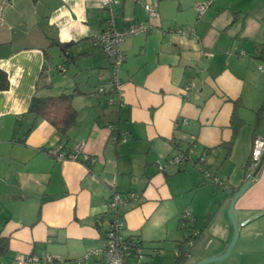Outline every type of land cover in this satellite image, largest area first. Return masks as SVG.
<instances>
[{
  "label": "crops",
  "instance_id": "obj_1",
  "mask_svg": "<svg viewBox=\"0 0 264 264\" xmlns=\"http://www.w3.org/2000/svg\"><path fill=\"white\" fill-rule=\"evenodd\" d=\"M202 1L209 3L198 14ZM145 3L155 4L158 17L148 31L124 38L122 90L111 104L96 93L111 75L110 58L91 41L107 27L99 0H10L3 7L0 68L9 86L0 90V236L8 248L0 259L7 264L24 253L74 264L100 248L112 185L137 196L119 207L124 234L158 247L157 264H173L175 248L196 229L181 264H264V162L235 197L246 180L254 110L264 101V0H117L116 28L147 20ZM54 41L73 43L70 57ZM76 88L77 122L65 138L42 118L23 138L33 122L26 113L32 96ZM238 98L244 124L228 153L220 144L232 137ZM176 144H192L185 163L158 170L157 162L179 151ZM78 146L75 160L47 152ZM204 152L210 178L197 166ZM185 209L193 228L179 227ZM169 247L171 256L164 254ZM205 258L216 259L198 263ZM91 259L103 263L91 257L87 264Z\"/></svg>",
  "mask_w": 264,
  "mask_h": 264
},
{
  "label": "built area",
  "instance_id": "obj_2",
  "mask_svg": "<svg viewBox=\"0 0 264 264\" xmlns=\"http://www.w3.org/2000/svg\"><path fill=\"white\" fill-rule=\"evenodd\" d=\"M10 0H3L0 8V20L2 19V9ZM100 6L103 10L108 12L107 27L98 34L92 36L91 41L94 46L99 47L107 57L111 60V75L107 86L100 85L96 88V93L104 95L106 103L114 102V96L120 95L122 90V81L119 76V70L126 59V53L122 48V42L127 36H131L140 32H146L152 27V19L158 17V10L155 4L145 3L144 7L148 13L147 20H138L130 22L122 28H116L114 18L116 15L117 0H99ZM208 1L197 3L195 8L198 14L203 12L208 5ZM176 29V28H175ZM177 32L186 35H193V30L176 29ZM209 54V53H207ZM261 69V66H259ZM60 69L64 67L60 66ZM189 89V85L184 87ZM178 123V121L176 122ZM123 138V137H122ZM121 138V139H122ZM80 151L78 146L72 152H64L61 150L49 149L47 152L62 160H75ZM264 155V135L257 134L252 143L250 153V161L246 171V179L252 175L257 165ZM187 156H183L182 152L170 156L164 163L157 162L158 170L162 171L167 168V165H182L185 163ZM208 155L206 152L202 153L197 161L198 168L202 171L205 177H211L212 173L208 170L207 165ZM92 161V160H91ZM255 177L253 178V180ZM137 196L128 192L121 194L116 191L115 185H112L110 197L104 202V208L109 214V223L106 233L103 238V244L100 248H91L82 256L75 258L74 264H87L91 257H97L103 261V264H155L153 259L159 254V248L156 246L147 247L141 238L129 237L124 234V220L119 213V207L125 204L128 200H134ZM195 217L188 209H185L180 217V229L187 228V224L194 225ZM199 230H194V235H197ZM175 256L179 254L177 248L174 250ZM53 257L48 253L38 257L34 254L24 253L20 254L14 259V264H50Z\"/></svg>",
  "mask_w": 264,
  "mask_h": 264
},
{
  "label": "trees",
  "instance_id": "obj_3",
  "mask_svg": "<svg viewBox=\"0 0 264 264\" xmlns=\"http://www.w3.org/2000/svg\"><path fill=\"white\" fill-rule=\"evenodd\" d=\"M54 42L56 45H58L61 48L62 55L64 56V58L70 57L67 51L69 50L68 48L73 45V43L61 44L58 41H54ZM57 68L60 69V66H57ZM8 86H9V79L7 73L5 70L0 68V90L7 89ZM77 92L78 90L76 88L69 93H61L58 95H48V96H38V95L32 96L26 113L32 115L33 122L23 132V138L25 137V135L29 133L35 120L39 118L49 121L52 125L56 127L58 134L60 135V138H65L67 136L69 129L77 122L78 113L77 110L72 105V98ZM104 103H106V100ZM241 106L242 104L239 98L233 100V110L230 117V127L232 130V137L229 141L222 142L220 144L221 146L226 147L228 153L232 149L234 143L233 139L237 136L240 127L244 124V119L238 114V111ZM254 115H255V119L252 125L253 139L257 134H259L262 126H264V101H262L260 106L254 110ZM111 134L115 137L116 141L121 138V132L117 121L113 122L112 124ZM191 146L192 144H188L184 148H181L179 144L175 145V147L178 148L179 152L183 153V156H187V153L189 152ZM249 161H250V155L246 164L245 171H247ZM106 230L107 228L102 232L103 238L106 233ZM199 233L200 231L198 232L197 235H193L190 238H186L185 242L184 241L181 242L180 246L177 247L179 254L176 255L175 262L173 264H181L184 261V259L188 254L192 241L199 235ZM129 237L139 238L138 236H131V235ZM7 248H8L7 238L0 236V256L6 254Z\"/></svg>",
  "mask_w": 264,
  "mask_h": 264
},
{
  "label": "water",
  "instance_id": "obj_4",
  "mask_svg": "<svg viewBox=\"0 0 264 264\" xmlns=\"http://www.w3.org/2000/svg\"><path fill=\"white\" fill-rule=\"evenodd\" d=\"M262 162H264V155H262V159L261 161L259 162V164L257 165V167L255 168V170L252 172V175L250 177H248L244 183L242 184V186L238 189V191L235 193V197H238L249 185L250 183L253 181V178L256 176L257 172L259 171L261 165H262ZM194 225H190V226H187V228H193ZM194 235V230L192 232H189L186 237L183 238L182 241L185 242V239L186 238H190ZM181 241V242H182ZM213 259H216V258H205V259H202L201 261H199L198 263H204V262H207V261H210V260H213Z\"/></svg>",
  "mask_w": 264,
  "mask_h": 264
},
{
  "label": "rangeland",
  "instance_id": "obj_5",
  "mask_svg": "<svg viewBox=\"0 0 264 264\" xmlns=\"http://www.w3.org/2000/svg\"><path fill=\"white\" fill-rule=\"evenodd\" d=\"M52 53V55H53V60H55V62L57 61L56 60V58H55V56H54V54H53V52H51ZM48 67L49 68H52L53 67V64H52V61H50L49 63H48ZM53 72H54V68H53ZM0 188H1V182H0ZM91 249V248H90ZM87 252V251H86ZM165 253H167V255H169V256H171L172 255V248H166V249H164V254ZM44 255V254H43ZM158 256V255H157ZM156 256V258L158 259V257ZM0 261H1V263L2 264H7V259H5V258H1L0 259ZM91 262H93V264H103V263H101V262H95L93 259H91V260H89V263L88 264H91ZM103 262V261H102ZM153 263H155V264H157L155 261L153 262ZM166 264V263H165Z\"/></svg>",
  "mask_w": 264,
  "mask_h": 264
},
{
  "label": "bare ground",
  "instance_id": "obj_6",
  "mask_svg": "<svg viewBox=\"0 0 264 264\" xmlns=\"http://www.w3.org/2000/svg\"><path fill=\"white\" fill-rule=\"evenodd\" d=\"M175 256V255H174Z\"/></svg>",
  "mask_w": 264,
  "mask_h": 264
}]
</instances>
